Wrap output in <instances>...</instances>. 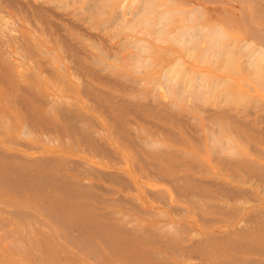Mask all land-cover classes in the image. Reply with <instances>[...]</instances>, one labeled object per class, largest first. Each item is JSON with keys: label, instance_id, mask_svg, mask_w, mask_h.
<instances>
[{"label": "rangeland", "instance_id": "374dc122", "mask_svg": "<svg viewBox=\"0 0 264 264\" xmlns=\"http://www.w3.org/2000/svg\"><path fill=\"white\" fill-rule=\"evenodd\" d=\"M259 12L262 16L253 13L251 2L242 0H0V264H100L101 257L112 253L115 264H125L123 262L140 249L155 252L158 258L183 253L189 257L188 264H237L251 257L246 249L264 248V236L259 232L257 236L253 230V227H264V178H260L264 176V11ZM18 74L20 79L16 82L13 78ZM44 75H50L47 83L55 89L64 111L69 110L64 120L53 110L48 112L42 99L35 98H41L38 82L45 79ZM221 109L233 117L212 114ZM11 114L18 119L16 124ZM26 114L31 117L28 119ZM72 122H76L77 128ZM79 122H82L80 126ZM17 124L18 136L15 135ZM21 129L27 130L30 136L22 134ZM89 130L93 132L87 134ZM73 131L75 133H71ZM28 142L40 147L35 149ZM151 144L154 146L149 148ZM219 146L223 149H218ZM47 147L51 150H43ZM95 151L99 155L97 152L94 155ZM213 157H219L220 162L218 158V162H214ZM241 157L246 161L240 166L231 164V160ZM40 158H45L47 164ZM79 158L89 159L105 175L102 177V172H95L91 177L85 173L88 165ZM70 159L73 163L80 161V165L70 163ZM62 160L66 161L63 162L67 163V168L76 165L73 167L79 172L73 167L74 173L62 168L65 164ZM164 160L186 163L176 166L174 176H170ZM82 164L84 167L80 168ZM204 169L216 175L221 184L194 183L193 179L200 177ZM261 171L263 175L258 174ZM183 172H189L191 178L181 176ZM57 173L66 177L56 176ZM35 176L40 179L33 178ZM82 181L96 185L89 184L85 189ZM185 181L188 183L184 184ZM12 183L15 186H11ZM77 184L83 185L82 192ZM33 185H36L35 193ZM136 187L142 193L141 208L147 207L149 215L139 209L141 214L135 206V203L140 205ZM234 190L239 193L234 194ZM93 192L98 196L92 195ZM101 197L105 199L102 201ZM107 197L111 199L108 201ZM219 202L223 207H219ZM250 205L256 214L247 221L241 209ZM43 207L47 208L49 216L43 212L46 211ZM16 209L34 212L35 220L29 214L20 219L10 217L7 210ZM152 215L154 217L150 218ZM135 221L154 228V232L138 237L134 232L126 234L117 230ZM170 222V231L175 224V233L179 235L167 231ZM157 224L167 227L164 230L173 237L171 242L154 245L151 237H157L162 229ZM236 225L246 230L243 235L234 231ZM76 233L82 235L81 238ZM67 235H73L74 243ZM200 236L204 239L200 240ZM192 237L198 240L193 241ZM229 238L236 241V249L229 245ZM184 242L190 247L183 245ZM116 247L119 251H114ZM173 248L178 249L177 252L174 249L175 254ZM88 255L92 257L89 259ZM256 258L258 264L264 263V256ZM137 262L159 264L147 260Z\"/></svg>", "mask_w": 264, "mask_h": 264}, {"label": "bare ground", "instance_id": "6f19581e", "mask_svg": "<svg viewBox=\"0 0 264 264\" xmlns=\"http://www.w3.org/2000/svg\"><path fill=\"white\" fill-rule=\"evenodd\" d=\"M14 1V0H13ZM21 1V0H20ZM28 1V0H27ZM242 1H246V2H251L252 3V6H253V13L254 14H256L257 16H262V13H260L259 11L261 10H263L264 11V2H262L261 0H242ZM9 4H11V3H9ZM21 4V3H20ZM13 5V4H12ZM10 6V5H9ZM3 7V6H2ZM21 7V6H20ZM16 8V7H15ZM14 8V9H15ZM15 11H17V9L15 10ZM58 15H61V13L60 14H58ZM23 16V15H22ZM28 16V15H27ZM264 22V21H263ZM264 24V23H263ZM59 29V28H58ZM254 29V28H253ZM55 30V29H54ZM253 31V30H252ZM23 32V31H22ZM250 32H251V30H250ZM60 33V32H59ZM252 33H254V32H252ZM61 34V33H60ZM50 36V35H49ZM62 36V35H61ZM64 36V35H63ZM60 37V36H59ZM259 37H260V35H259ZM63 38V37H62ZM60 39H61V37H60ZM89 41H90V38H89ZM89 41H88V43H89ZM51 42V41H50ZM50 42H48V43H50ZM69 43V42H68ZM51 44H53V43H51ZM93 44V43H92ZM68 45V44H67ZM92 46V45H91ZM74 47V46H73ZM42 49V48H41ZM76 49V48H75ZM45 50V49H44ZM44 50H41V51H44ZM78 50V49H77ZM48 52H49V50H47ZM64 51V50H63ZM76 51V50H75ZM44 53V52H43ZM42 53V54H43ZM42 54H40V55H42ZM66 54V53H65ZM39 55V56H40ZM68 55V54H67ZM57 56V55H56ZM37 57V56H36ZM38 59H39V57H38ZM91 59V58H90ZM53 57H52V62H53ZM73 60V59H72ZM40 61V60H39ZM38 61V62H39ZM42 63V62H41ZM44 64H45V62H43ZM42 63V64H43ZM76 63V62H75ZM59 64V65H58ZM57 64V66H58V69H60V63H58ZM73 64V63H72ZM46 65V64H45ZM70 65V64H69ZM79 65V64H78ZM47 66V65H46ZM45 66V67H46ZM51 66V65H50ZM80 66V65H79ZM85 66V65H84ZM72 67V66H71ZM75 68H76V66H75ZM81 68H83L82 66H81ZM49 69H51V68H49ZM55 69V68H54ZM71 71V70H70ZM74 71H75V69H74ZM78 71V70H77ZM54 72V71H53ZM59 72V71H58ZM76 72V71H75ZM50 73L51 74H53L52 73V71H50ZM57 73V72H56ZM56 73H55V75H56ZM71 73V76H72V73L73 72H70ZM78 73V72H77ZM48 74V73H47ZM93 74H94V72H93ZM58 75V74H57ZM73 75H74V73H73ZM17 76V77H16ZM16 76H14V78L13 79H15V81L16 82H18V80L20 79V76H19V74L18 75H16ZM30 76V75H29ZM45 76V79H43L42 80V82L40 81V82H38L39 83V85H40V92H41V98L39 97V96H37V97H35V98H39V99H42V100H40V101H42L43 102V104H46L47 106H48V112L51 110H53L54 111V114L55 115H59L62 119L63 118H65L66 117V113H67V111L69 112V110H65L64 111V109L62 108V106H61V103H60V98H59V96L54 92V88H52L51 87V85H49V83H47V80H48V76H50V75H44ZM83 79V78H82ZM110 80V79H109ZM83 82H84V80H82ZM83 82H81V83H83ZM116 83V82H115ZM133 83V82H132ZM159 84H160V82H158ZM63 84V83H62ZM79 84V83H78ZM86 84V83H85ZM118 84V83H117ZM122 84V83H121ZM135 85L137 84V83H134ZM119 85V84H118ZM135 85H133V87H135ZM156 85V84H155ZM155 85H154V87H155ZM84 86V85H83ZM82 86V87H83ZM87 86V85H86ZM20 87H21V85H20ZM66 87V86H65ZM129 87H132V85L131 86H129ZM153 87V88H154ZM19 88V87H18ZM23 88V87H22ZM21 88V90H23ZM63 88H64V86H63ZM69 88V87H68ZM31 89V88H30ZM34 90H35V88H33ZM65 89V88H64ZM80 89V88H79ZM90 90V89H89ZM88 90V91H89ZM100 90V89H99ZM32 91V90H31ZM72 91V90H71ZM86 91V90H85ZM98 91V90H97ZM27 92V91H26ZM74 92V91H73ZM83 92H84V90H83ZM154 92V91H153ZM37 93V92H36ZM29 94H31V93H29ZM83 94H85V93H83ZM89 94H91V93H89ZM141 94H142V92H141ZM141 94H139V95H141ZM33 95V94H32ZM32 95H30V96H32ZM34 97V95L31 97V98H33ZM126 97V96H125ZM139 97V96H138ZM161 97V96H160ZM132 98V97H131ZM152 98V97H151ZM156 98V97H155ZM154 98V99H155ZM192 98V97H191ZM10 100H12V98H9ZM18 99V98H17ZM16 99V100H17ZM20 99V98H19ZM34 99V98H33ZM39 99H37V100H39ZM66 99V98H65ZM68 99V98H67ZM157 99V98H156ZM171 99V98H170ZM35 100V99H34ZM37 100H36V102H37ZM88 100V99H87ZM89 100H91V99H89ZM118 100V99H117ZM124 100V99H123ZM122 100V101H123ZM152 100V99H151ZM151 100H148V101H151ZM167 100V99H166ZM201 100V99H200ZM203 100V99H202ZM20 101V100H19ZM137 101V100H136ZM17 103H18V101H16ZM116 102V101H115ZM165 102H167V101H165ZM200 102V101H199ZM214 102V101H213ZM218 102V101H217ZM217 102H215V103H217ZM15 103V102H14ZM40 102H38V104H39ZM97 103V102H96ZM142 103V102H141ZM163 103H164V101H163ZM172 103V102H171ZM170 103V104H171ZM19 104V103H18ZM18 104H17V106H18ZM22 104V103H21ZM25 104V103H24ZM127 104V103H126ZM182 104V103H181ZM183 104H185V103H183ZM196 104V103H195ZM211 104V103H210ZM218 104V103H217ZM16 105V104H15ZM71 105V104H70ZM90 105V104H89ZM22 106V105H21ZM60 106V107H59ZM100 106H102V105H100ZM163 106V105H162ZM165 106V105H164ZM177 106V105H176ZM186 106V105H185ZM188 106H189V104H188ZM89 107V106H88ZM95 107H97V106H95ZM103 107V106H102ZM174 107V106H173ZM193 107V106H192ZM196 107H197V105H196ZM186 108V107H185ZM230 108V107H229ZM23 109V108H22ZM67 109V108H66ZM152 109V108H151ZM212 109V108H211ZM214 109V108H213ZM21 110V109H20ZM25 110V109H24ZM104 110V109H103ZM131 110V109H130ZM158 110H160V109H158ZM224 110V109H223ZM222 109L221 110H218V111H213L214 113H212L213 115L215 114L216 116H229L230 114H228L227 112H226V110L225 111H223ZM239 110V109H238ZM72 111V110H71ZM132 111V110H131ZM206 111H208V110H206ZM20 112V111H19ZM26 113H28L27 111H25ZM47 112V111H46ZM56 112V113H55ZM78 112V111H77ZM169 112V111H168ZM167 112V113H168ZM174 112H175V110H174ZM36 113V112H35ZM51 113V112H50ZM53 113V112H52ZM51 113V114H52ZM249 113V112H248ZM83 114V113H82ZM109 114V113H108ZM133 114H135V113H133ZM12 116V118H13V120H14V122H15V124H16V122L18 121V119L16 118V116L14 115V114H11ZM28 114H26L25 116H27ZM136 115V114H135ZM246 115V114H245ZM245 115H244V117H245ZM77 116H78V114H77ZM84 116H85V114H84ZM106 116V115H105ZM108 116V115H107ZM106 116V117H107ZM110 116V115H109ZM137 116V115H136ZM172 117H173V115H171ZM204 116V115H203ZM207 116H209V115H207ZM206 116V117H207ZM29 117H31V115H29V116H27V118L29 119ZM34 117V116H33ZM59 117V118H60ZM75 117H76V115H75ZM79 117V116H78ZM185 117H188V116H185ZM229 117H233V115L231 116H229ZM69 118V117H68ZM72 118V117H71ZM74 118V117H73ZM72 118V119H73ZM86 118V117H85ZM91 118V117H90ZM108 118H110V117H108ZM107 118V119H108ZM137 118H138V116H137ZM162 118V117H161ZM193 118V117H192ZM191 118V119H192ZM26 119V118H25ZM62 119H60V121L62 120ZM71 119V120H72ZM74 119H77V118H74ZM142 119V118H141ZM181 118H179V120H180ZM194 119V118H193ZM196 119V118H195ZM231 119V118H230ZM234 119L236 120V122L237 121H239L238 119H236L235 117H234ZM256 119V118H255ZM64 120V119H63ZM91 120H93V119H91ZM90 120V121H91ZM110 120H112V119H110ZM208 120V119H207ZM234 120V121H235ZM28 121V120H27ZM65 121H66V119H65ZM69 121V120H68ZM143 121V120H142ZM148 121V120H147ZM217 121V120H216ZM23 122H25V121H23ZM78 122V121H77ZM181 122V121H180ZM257 122V121H256ZM27 123V122H26ZM25 123V124H26ZM64 123V122H63ZM71 123V122H70ZM73 124H75V127L77 128V126H76V122L74 123V122H72ZM80 123L82 124V122H79V126H80ZM91 123H93V122H91ZM95 123V122H94ZM116 123V122H115ZM182 124H183V122H181ZM215 123V122H214ZM242 123V122H241ZM254 123V122H253ZM25 124L23 125V126H25ZM39 124V123H38ZM84 124V123H83ZM132 124H133V122H132ZM205 124H207L206 122H205ZM18 125V124H17ZM27 125H29L28 123H27ZM40 125V124H39ZM85 126H86V124H84ZM91 125V124H90ZM89 125V126H90ZM94 125V124H93ZM96 125V127L98 128V126H97V124H95ZM153 125V124H152ZM217 125V124H216ZM243 125H245V127H246V124L245 123H243ZM30 126V125H29ZM56 126V125H55ZM67 126V125H66ZM72 126V125H71ZM70 126V127H71ZM89 126H87L88 128H89ZM136 126H138V125H136ZM174 126V125H173ZM26 128L28 127V126H25ZM25 127H23V128H25ZM31 127V126H30ZM34 127V126H33ZM45 127V126H44ZM70 127H68V128H70ZM81 127H82V125H81ZM80 127V128H81ZM115 127V126H114ZM117 127H118V124H117ZM124 127V126H123ZM215 127V126H214ZM225 127V126H224ZM25 128V129H26ZM76 128H74V129H76ZM79 128V127H78ZM83 128V127H82ZM81 128V129H82ZM125 128V127H124ZM139 128V127H138ZM206 128V127H205ZM249 128V127H248ZM48 129V128H47ZM57 129V128H56ZM72 129V128H71ZM70 129V130H71ZM80 129V130H81ZM120 129V128H119ZM165 129V128H164ZM215 129H216V127H215ZM219 129V128H218ZM31 130V129H30ZM33 130H34V128H33ZM41 130H43V128L41 127ZM58 130V129H57ZM69 130V131H70ZM80 130H76L77 132H79ZM98 130H99V128H98ZM114 130V129H113ZM122 130V129H121ZM165 130H167V129H165ZM224 130H226L225 128H224ZM253 130H255V129H253ZM23 131V132H22ZM72 131V130H71ZM91 130H89L88 131V133L87 134H90V133H92V132H90ZM204 131V130H203ZM209 131V130H208ZM211 131H215V130H211ZM210 131V132H211ZM231 131V130H230ZM233 131V130H232ZM26 132H28L27 130H23V129H21V133L23 134V133H25V135H27L26 134ZM57 132H59V131H57ZM80 132H82V131H80ZM79 132V133H80ZM90 132V133H89ZM114 132V131H113ZM171 132V131H170ZM197 132V131H196ZM216 132V131H215ZM70 133V132H69ZM71 133H75V131H73V132H71ZM83 133V132H82ZM82 133H80V134H82ZM85 133V132H84ZM82 134V135H86V134ZM98 133V132H97ZM96 133V134H97ZM102 133V132H101ZM118 131H117V135H118ZM132 133V132H131ZM186 133V132H185ZM212 133V132H211ZM256 133V132H255ZM258 133V132H257ZM260 133V132H259ZM263 134H264V132H262ZM21 134V135H22ZM33 134H34V132H33ZM39 134V133H38ZM45 134V133H44ZM79 134V135H80ZM123 134V133H122ZM239 134V133H238ZM262 134V135H263ZM15 135L16 136H18L19 135V125H18V129H17V133H15ZM28 135H29V133H28ZM28 135H27V137H28ZM43 135V134H42ZM70 135V134H69ZM78 135V134H77ZM94 135H95V133H94ZM220 135V134H219ZM261 135V136H262ZM30 136V135H29ZM44 136H46V135H44ZM49 136V135H48ZM84 136H80L81 138L83 137L84 138ZM87 136V135H86ZM90 136V135H89ZM119 136V135H118ZM120 136H122V135H120ZM172 136V135H171ZM189 136H191V134L189 135ZM50 137V136H49ZM71 137V136H70ZM97 137H100V136H97ZM122 137H124V136H122ZM121 137V138H122ZM176 137V136H175ZM233 137V136H232ZM257 137V136H256ZM39 138V137H38ZM80 138V139H81ZM93 138V137H92ZM91 138V139H92ZM120 138V137H119ZM193 138V137H192ZM211 138V137H210ZM243 138V137H242ZM242 138H240V139H242ZM3 139H4V137H3ZM6 139V138H5ZM4 139V140H5ZM40 139V138H39ZM51 139V138H50ZM49 139V140H50ZM79 139V140H80ZM86 139V138H85ZM84 139V140H85ZM124 140H125V138H123ZM126 139H128V138H126ZM194 139V138H193ZM44 140H46V139H44ZM93 141H95L96 142V140H94V139H92ZM136 140V139H135ZM195 140V139H194ZM200 140V139H199ZM83 141V140H82ZM81 141V142H82ZM87 141V140H86ZM86 141H84V142H86ZM92 141V142H93ZM98 141V140H97ZM197 141V140H196ZM225 141H226V139H225ZM5 142H6V140H5ZM11 142V141H10ZM17 142H18V140H17ZM16 142V143H17ZM50 142V141H49ZM80 141H79V144L81 143ZM90 142V141H89ZM88 142V143H89ZM134 142H136V141H134ZM218 142V141H217ZM29 143V145H31V146H33V148H38V147H40V145H38V144H32V143H30V142H28ZM75 143V142H74ZM97 143V142H96ZM95 143V144H96ZM101 143V142H100ZM129 143V142H128ZM150 143H152V142H150ZM220 143H222V142H220ZM22 144V143H21ZM20 144V145H21ZM24 145H25V143H23ZM22 144V145H23ZM72 144H73V141H72ZM84 144V143H83ZM82 144V145H83ZM87 144V143H86ZM85 144V146H87ZM99 143H97L96 145H98ZM141 144H143V143H141ZM154 144V143H153ZM153 144H151V145H149L148 147L150 148V146H152ZM212 144V143H211ZM215 144H217V143H215ZM28 145V146H29ZM75 145V144H74ZM81 145V144H80ZM130 145V144H129ZM214 145V144H213ZM26 146V145H25ZM27 146V147H28ZM99 146L101 147L102 145L101 144H99ZM143 146H145L144 144H143ZM143 146H142V148H143ZM154 146V145H153ZM199 146H201V145H199ZM210 146H212V145H210ZM215 146V145H214ZM214 146H212V148H213V150H214ZM24 147V146H23ZM91 147V146H90ZM221 146H219V148L218 149H223L222 147L220 148ZM251 147H252V145H251ZM26 148V147H25ZM35 148V149H36ZM104 148H106V147H104ZM103 148V149H104ZM84 149H86V148H84ZM83 149V150H84ZM91 149V148H90ZM96 149V148H95ZM108 149V148H107ZM174 149V148H173ZM254 148L252 147V150H253ZM42 150V149H41ZM43 150H47V151H49V150H51V148H44ZM93 150V149H92ZM97 150V149H96ZM162 150H164V149H162ZM172 150V149H171ZM212 150V149H211ZM215 150H216V148H215ZM88 151V150H87ZM86 151V152H87ZM104 151H106V149L104 150ZM103 151V152H104ZM217 151V150H216ZM231 151V150H230ZM256 152H257V150H255ZM96 152L97 151H95V154L94 155H96ZM109 152V151H108ZM108 152H107V154H108ZM156 152V151H155ZM161 152V151H160ZM165 152V151H164ZM220 152V151H219ZM12 153V152H11ZM98 153V152H97ZM105 153V156H106V152H104ZM210 153V152H209ZM214 153V152H213ZM228 153H232V152H228ZM258 153H260L259 152V150H258ZM262 153V152H261ZM8 154H10V153H8ZM8 154H6V157H7V155ZM110 154V153H109ZM168 154V153H167ZM211 154V153H210ZM263 154H264V152H263ZM14 154H11V156H13ZM61 155H63L62 153H61ZM87 155H88V153H87ZM98 155H99V153H98ZM104 155V154H103ZM111 155V154H110ZM110 155H108L109 157L108 158H110ZM215 155V154H214ZM10 156V155H9ZM18 156V155H17ZM16 156V157H17ZM138 156V159L140 158L139 157V155H137ZM221 156V155H220ZM219 156V157H220ZM40 157V156H39ZM64 157V156H63ZM111 157H112V155H111ZM113 157H115V156H113ZM217 157L218 159H219V162H220V158L222 159V157ZM20 158V157H19ZM37 158V157H36ZM45 158H47L46 156H45ZM45 158H40L41 160H44V163L45 164H47L46 162H45ZM65 158H67V157H65ZM217 158H215V157H213V160H214V162H216L217 161ZM261 158V157H260ZM21 159V158H20ZM51 158H49V160H50ZM69 159V158H68ZM68 159H67V161H68ZM72 159V158H71ZM71 159L69 160V162L70 163H73V161H71ZM80 159V161H84V162H86V164L88 165H86L87 166V172H85V170H82L81 169V171H84L85 173H87V174H89L91 177H93L94 176V174H95V172H99V173H101L102 172V170L100 171V170H97L98 168L97 167H95V166H93V164H92V162L91 161H89V159H85V158H79ZM165 159V158H164ZM197 159V158H196ZM27 160V159H26ZM36 160V159H35ZM47 160V159H46ZM52 160H53V157H52ZM52 160H50V161H52ZM66 160V159H65ZM65 160H62L61 162H63V161H65ZM140 160V159H139ZM210 160H212V159H210ZM37 161H38V158H37ZM40 161V160H39ZM75 161H76V159H75ZM79 161V162H80ZM83 161H82V163H83ZM165 161V163L167 164V166H166V170L167 171H169L168 172V174L167 175H170V176H174V174L172 173L174 170H175V167L176 166H180V165H184L186 162H184V161H179V162H171V161H169V160H164ZM246 161V159L244 158V157H241V158H235L234 160H231V164H234V165H236V166H240V164H241V162L242 163H244ZM5 162V161H4ZM34 162V161H33ZM40 162H42L43 163V161H40ZM60 162V163H61ZM66 162V161H65ZM65 162H63V163H65ZM79 162H77L76 161V163L75 164H77L78 163V165H80V163ZM142 162H143V160H142ZM141 162V163H142ZM218 162V161H217ZM2 163V162H1ZM42 163H40V164H42ZM43 163V164H44ZM52 163V162H51ZM73 163V164H74ZM145 163V162H144ZM143 163V164H144ZM223 163H224V161H223ZM230 163V162H229ZM7 164V163H6ZM152 164V163H151ZM218 164V163H217ZM19 165H20V163H19ZM38 165V164H37ZM49 165H51V164H49ZM49 165L47 166L48 168H49ZM67 163H65L64 164V166H63V164H62V168H64V167H66L67 168ZM68 165H70L69 163H68ZM77 165V166H78ZM83 165V164H82ZM81 165V167L80 168H82V167H84V165L82 166ZM195 166H196V163L194 164ZM194 165H192L191 167H192V170H193V167H194ZM43 167H46L45 165H42ZM61 166V165H60ZM73 166H76V165H73ZM73 166H71V167H73ZM85 166V167H86ZM154 166V165H153ZM5 167V166H4ZM71 167H69L68 166V170L70 169V171H71ZM261 167V166H260ZM259 167V168H260ZM61 168V167H60ZM61 168V169H62ZM79 168V167H78ZM135 168V167H134ZM177 168V167H176ZM15 169H17L18 170V167L16 166L15 167ZM73 169H74V167H73ZM136 169V168H135ZM194 169H195V167H194ZM12 171L14 170L13 169V167H12V169H11ZM59 170V169H58ZM74 170H76V169H74ZM80 170V169H79ZM202 170V169H201ZM205 170V169H204ZM204 170L202 171L203 172V174H201L200 175V177H198V178H195V179H193V182L194 183H198V184H203V185H205V186H212V185H215V186H217V185H219V184H221L218 180H216V175H214V174H211V172L210 171H206L205 170V172H204ZM227 170H228V168H227ZM230 170V169H229ZM264 170V169H263ZM73 171V170H72ZM71 171V172H72ZM77 171V173L79 172L78 170H76ZM80 171V172H81ZM200 171V170H199ZM18 172H20V171H18ZM110 172V171H109ZM114 172V171H113ZM136 172H138V171H136ZM14 173H17L16 172V170H15V172ZM73 173H74V171H73ZM77 173H75L76 175H78ZM83 173V172H82ZM81 173V174H82ZM85 173H83L84 175H85ZM107 173V172H106ZM110 173H112V172H110ZM109 173V174H110ZM149 173V172H148ZM155 173H157V172H155ZM170 173V174H169ZM184 174H182L181 176H183V177H185V176H189L190 177V173L189 172H183ZM230 173H231V171H230ZM23 174H25V173H23ZM27 174V173H26ZM43 174V173H42ZM58 174H60L59 175V177L63 174H61V173H57L56 174V176H58ZM82 174V175H83ZM113 174V173H112ZM140 174V173H139ZM259 175H263V173H262V171L260 172V173H258ZM47 175H48V173H47ZM66 174H63L62 176L64 177ZM83 175V176H84ZM100 175V174H99ZM102 177H103V175H105V174H103V172H102ZM100 175V176H101ZM108 174H106V176H107ZM157 175V174H156ZM159 175V174H158ZM231 175V174H230ZM229 175V176H230ZM234 175V174H233ZM25 176V175H24ZM38 176V175H37ZM37 176H35V177H33V178H36ZM41 176V175H40ZM55 176V175H54ZM61 176V177H62ZM67 176H70V175H67ZM79 176V175H78ZM81 176V175H80ZM106 176H105V178H106ZM113 176H116V175H112V177ZM120 175H118V177H119ZM159 176H161V175H159ZM229 176H227V177H229ZM252 176H254V175H252ZM257 176V175H256ZM28 177V176H27ZM45 177V176H44ZM66 177V176H65ZM102 177H100V178H102ZM109 178L111 177V176H108ZM112 177L110 178V179H112ZM122 177V176H121ZM178 177V176H177ZM247 177V176H246ZM246 177H244V178H246ZM258 177H260V176H258ZM257 177V178H258ZM41 178H42V176H41ZM49 178V177H48ZM56 178V177H55ZM58 178V177H57ZM56 178V179H57ZM117 178V177H116ZM154 178V177H153ZM158 178V177H157ZM165 178V177H164ZM176 178V177H175ZM191 178V177H190ZM230 178V177H229ZM260 178H264V176H262V177H260ZM21 179V178H20ZM37 179L39 180L40 179V177H37ZM43 179V178H42ZM45 179V178H44ZM58 179H60V178H58ZM70 179H72V178H70ZM77 179H79L78 177H77ZM95 179H98V178H95ZM104 179V178H103ZM118 179H120V177L118 178ZM122 180L124 179V177L123 178H121ZM170 179V178H169ZM180 179V178H179ZM231 179V178H230ZM234 179V178H233ZM232 179V180H233ZM32 180H34V179H32ZM105 180V179H104ZM106 180H107V178H106ZM115 180V179H114ZM166 180H168V179H166ZM172 180H173V178H172ZM186 180V179H185ZM245 180V179H244ZM20 181V180H19ZM36 181V180H35ZM41 181H43V180H41ZM40 181V182H41ZM45 181H47V179L45 180ZM50 181V180H49ZM55 181V180H54ZM69 181V180H68ZM84 181V180H83ZM81 182L82 184L84 183V182ZM112 181V180H111ZM120 181V180H119ZM123 181H125V180H123ZM168 181H170V180H168ZM189 181V180H188ZM25 182V181H24ZM34 182V181H33ZM44 182V181H43ZM43 182H41V184L43 183ZM48 182V181H47ZM61 182V181H60ZM66 182V181H65ZM113 182V181H112ZM186 182L187 181H185V183L184 184H186ZM32 183V182H31ZM37 183V182H36ZM38 183H39V181H38ZM37 183V184H38ZM51 183H52V181H51ZM51 183L49 184L50 186H51ZM74 183H76V181H74ZM73 182H72V185L74 184ZM78 183V182H77ZM92 183H94V182H92ZM91 183V184H92ZM113 183H119V182H117V181H115V182H113ZM173 183H174V181H173ZM188 183V182H187ZM247 183V182H246ZM20 184L22 185V184H24V183H22V182H20ZM34 184H35V182H34ZM45 184H48V183H46L45 182ZM62 184V183H61ZM60 184V185H61ZM84 184H86V183H84ZM90 184V183H89ZM88 184V185H89ZM90 184V185H91ZM95 184V183H94ZM93 184V185H94ZM100 183H98V185H99ZM125 184L126 183H124V187H125ZM128 184V183H127ZM177 184V183H176ZM257 184V183H256ZM12 185H14L13 183L11 184V186ZM70 185V184H69ZM79 184H77L76 186H78ZM87 184L84 186V188L86 189V187L88 186ZM89 185V186H90ZM96 185V184H95ZM94 185V186H95ZM97 185V186H98ZM129 185V184H128ZM197 185V184H196ZM196 185H194V186H196ZM15 186V185H14ZM34 186L36 187V185H33V189H34ZM50 186H48L49 188H50ZM192 186V185H191ZM256 186V185H255ZM25 187H26V185H25ZM52 187V186H51ZM56 187H58V186H56ZM98 187H100V188H102L101 187V184H100V186H98ZM121 187V186H120ZM130 187V186H129ZM172 187V186H171ZM184 187V186H183ZM220 187H222V186H220ZM258 187H260V186H258ZM49 188H48V190H49ZM60 188H61V186H60ZM59 188V189H60ZM78 188H79V190H81V192L84 190V189H82L83 188V185H79L78 186ZM99 188V189H100ZM104 188V187H103ZM122 188V187H121ZM173 188V187H172ZM180 188V187H179ZM184 188H186V187H184ZM205 188V187H204ZM32 189V190H33ZM36 189V188H35ZM34 189V190H35ZM41 189V188H40ZM40 189H38V191L40 190ZM76 189H77V187H76ZM97 189V188H96ZM129 189H131V188H129ZM146 189V188H145ZM178 189V188H177ZM182 189V188H181ZM180 189V190H181ZM189 189V188H188ZM200 189V188H199ZM260 189V188H259ZM263 188H261V190H262ZM33 190V193H35V192H37L36 190L34 191ZM61 190V189H60ZM63 190H64V188H63ZM78 190V191H79ZM207 190V189H206ZM227 190V189H226ZM226 190H225V192H226ZM260 190V191H261ZM67 192H68V190H66ZM86 191V190H85ZM91 191V190H90ZM123 191V190H122ZM193 191V190H192ZM242 191H245L246 192V190H242ZM263 191V190H262ZM25 192V191H24ZM49 192V191H48ZM109 192V191H108ZM186 192V191H185ZM191 192V191H190ZM197 192V191H196ZM229 192V191H228ZM232 193H233V191H231ZM237 192L238 191H236L235 192V190H234V194H237ZM240 192H241V190H240ZM94 194H92V195H94V196H98V193H96V192H93ZM112 193V192H111ZM113 193H115L114 192V190H113ZM135 193V192H134ZM136 193H137V195H138V201H140V198H141V195H142V193H141V190L140 189H138L137 187H136ZM146 193V192H145ZM149 193V192H148ZM150 193H152V192H150ZM239 193V192H238ZM38 194H39V192H38ZM37 194V195H38ZM46 194V193H45ZM45 194H43V196L45 195ZM118 194H120V193H118ZM189 194V193H188ZM244 194V193H243ZM53 195V194H52ZM136 195V194H135ZM147 195V194H146ZM197 195V194H196ZM43 196H42V199H43ZM89 196H90V194H89ZM119 196V195H118ZM163 196H165V195H163ZM190 196H192V195H190ZM219 196V195H218ZM91 197V196H90ZM149 197V196H148ZM157 197V196H156ZM155 197V198H156ZM188 197V196H187ZM194 197H197V196H194ZM203 197V196H202ZM222 197V196H221ZM92 198H93V196H92ZM99 198V197H98ZM102 198V201H103V198L104 197H101ZM112 198H113V196H112ZM114 198H117V197H114ZM120 198H122L121 197V195L119 196V200H121L122 201V199H120ZM181 198H182V196H181ZM180 198V199H181ZM189 198V197H188ZM198 198V197H197ZM240 198V197H239ZM105 199V198H104ZM106 199H108V201H109V199H111V198H109V197H107ZM127 199V198H126ZM157 199V198H156ZM166 199V198H165ZM196 198H194V200H195ZM227 199V198H226ZM225 199V200H226ZM250 199V198H249ZM249 199H248V201H249ZM98 200V199H97ZM113 200V199H112ZM112 200H111V202H112ZM115 200H117V199H115ZM118 200V201H119ZM131 199L129 198V201H130ZM172 200H173V198H172ZM193 200V199H192ZM230 200V199H229ZM228 200V201H229ZM240 200H241V198H240ZM43 201H45V199H43ZM124 201V200H123ZM126 201H128V200H126ZM135 201V200H134ZM138 201H136V202H138ZM160 201V200H159ZM200 201V200H199ZM254 201H255V199H254ZM40 202V201H39ZM42 202V201H41ZM97 202V201H96ZM110 202V203H111ZM162 202V201H161ZM245 201H243V205L245 204L244 203ZM108 203V202H107ZM126 203H128V202H126ZM132 203V202H131ZM130 203V204H131ZM206 203V202H205ZM216 203V202H215ZM219 203H221V202H219ZM39 204V203H38ZM42 204V203H41ZM79 204V203H78ZM139 203H137V205H138ZM160 204H162V203H160ZM164 204V203H163ZM209 204L210 205H213V204H211L210 202H209ZM223 203H221V205L219 206V207H223V205H222ZM57 205V204H56ZM112 205V204H111ZM136 205V203H135V206L138 208V211H140V210H142V212H148V214L147 215H149V211H147V207L145 208V207H142L141 208V201H140V205H138L137 206ZM167 205V204H166ZM205 205H207V204H205ZM225 205V204H224ZM41 207H42V205H40ZM132 206V205H131ZM134 206V207H135ZM143 206V205H142ZM208 206V205H207ZM214 206H216V205H214ZM226 206V205H225ZM40 207V208H41ZM133 207V206H132ZM169 207V206H168ZM217 207V206H216ZM44 208V207H43ZM42 208V209H43ZM205 208H207L206 206H205ZM211 208V207H210ZM237 208H239V207H237ZM254 208V207H253ZM42 209H40L41 211H42ZM47 208H44V210H46ZM66 209V208H65ZM140 209V210H139ZM177 209V208H176ZM196 209V208H195ZM228 209H230V207L228 208ZM137 210V209H136ZM151 210H153V209H151ZM235 210H237L236 208H235ZM263 210V209H262ZM261 210V211H262ZM4 211V210H3ZM110 211H111V209H110ZM155 210H153V212H154ZM217 211H218V209H217ZM230 211V210H229ZM229 211H227V213L229 212ZM233 211V208H232V210L230 211V212H232ZM258 211V210H257ZM261 211H259L258 213H260ZM7 212L9 213V215H10V217L12 216V217H14V218H19V217H21V218H24L26 215H28L29 217L32 215V218L33 217H35V214H34V212H26V213H24L23 211H18L17 209L16 210H7ZM44 213L45 212H47V210L46 211H43ZM134 212V211H133ZM141 212V211H140ZM139 212V213H140ZM142 212H141V214H142ZM152 212V211H151ZM160 212V211H159ZM159 212H156L157 214L159 213ZM50 213H52V212H50ZM108 213H109V211H108ZM118 213L119 212H117L116 214H117V216H118ZM172 213H174V214H176L175 212H172ZM222 213H224V212H222ZM241 213H243V214H245V215H247V217L246 218H244L245 220L248 218H250L253 214H254V210L251 208V205L250 206H247L246 208H242L241 209ZM46 214V213H45ZM47 214H48V216H49V213L47 212ZM96 214H98V213H96ZM140 214V215H141ZM152 214V213H151ZM155 214V213H154ZM160 214V213H159ZM173 214V215H174ZM195 214H197V213H195ZM256 214V213H255ZM254 214V215H255ZM156 215V214H155ZM162 215V214H161ZM177 215V214H176ZM264 215V214H263ZM28 216H26V217H28ZM51 216H52V214H51ZM112 216V215H111ZM117 216H115V215H113V217H117ZM122 216H125V215H122ZM134 216V215H133ZM142 216V215H141ZM145 216V215H144ZM143 216V217H144ZM163 216H165V215H163ZM198 216V215H197ZM259 216V215H258ZM127 217V216H126ZM130 217V216H129ZM146 217V216H145ZM152 217H154L153 215L150 217V218H152ZM156 217V216H155ZM158 217V216H157ZM159 217H161V216H159ZM37 218V217H36ZM109 218V217H108ZM123 218V217H122ZM128 218V217H127ZM126 218V219H127ZM165 218H167L166 216H165ZM216 218V217H215ZM252 218V217H251ZM20 219V218H19ZM34 219V218H33ZM126 219H124V220H126ZM198 219V218H197ZM211 219V218H210ZM239 219V218H238ZM248 219H247V221H248ZM253 219H255V218H253ZM252 219V220H253ZM23 219H21V221H22ZM35 220V219H34ZM33 220V221H34ZM40 220H42V219H40ZM122 220V219H121ZM200 220H202V219H200ZM208 220V219H207ZM216 220V219H215ZM20 221V220H19ZM38 223L40 222V221H38V220H36ZM35 221V222H36ZM59 221V220H58ZM60 221H62V220H60ZM64 221V220H63ZM123 221V220H122ZM137 221H139L140 222V220L138 219ZM202 221H204V220H202ZM209 221V220H208ZM249 221H251V220H249ZM263 221V220H262ZM36 222V223H37ZM128 222V221H127ZM139 222H136L135 221V223L133 222L132 224L130 223L129 224V226L127 225V226H125V227H120V228H118L117 230H119V231H122V232H125L126 234H130V232H134L135 233V235L136 236H138V237H141V236H144L145 234H152V232H154L153 231V229H151L152 227H150V226H147L146 224H145V222H144V224L146 225V226H143L142 224H140ZM204 222H206V220L204 221ZM243 222V221H242ZM253 222V221H252ZM38 223H37V226H38ZM119 224H120V221L118 222ZM154 224H156L157 222H153ZM158 223H160L159 221H158ZM163 223V222H162ZM161 223V224H162ZM164 223H166V222H164ZM239 223V222H238ZM244 223V222H243ZM243 223H241V224H243ZM259 223V222H258ZM20 224V223H19ZM42 224V223H41ZM47 224V223H46ZM65 224V223H64ZM112 224V223H111ZM154 224H151V226L152 225H154ZM160 224V225H161ZM170 224H171V222H170ZM169 224V225H170ZM174 224V223H173ZM240 224V225H241ZM68 225V224H67ZM66 225V226H67ZM121 225V224H120ZM158 225V224H157ZM160 225H158L159 226V229H161L162 227H160ZM165 225V224H164ZM167 226H168V224H166ZM175 225V224H174ZM173 225V232L175 233L176 231L174 230V227L175 226H177V225H175L174 226ZM184 225V224H183ZM237 225H239V224H237ZM236 225V226H237ZM44 226H45V224H44ZM47 226V225H46ZM69 226V225H68ZM158 226H157V228H156V230L155 231H157V229H158ZM172 226V224L169 226V229H167V231L169 232L171 229H170V227ZM226 226H228V225H226ZM49 227V226H48ZM180 227V226H179ZM217 227H218V225H217ZM249 227H250V224H249ZM64 228H65V226H64ZM68 228V227H67ZM67 228H66V231H67ZM73 228H75V227H73ZM164 228H167L166 226H164ZM164 228H162L163 230H164ZM181 228H183V227H181ZM187 228V227H186ZM256 228V227H255ZM24 229H25V227H24ZM151 229V230H150ZM160 230L159 232H158V236L157 237H155V236H152L151 237V240L155 243L154 245L155 246H160V245H164V244H166V243H169V242H171V240L173 239V237H171L169 234H168V232L166 233L165 232V230L163 231V230ZM175 229H178V227L177 228H175ZM233 229V228H232ZM237 229V230H236ZM239 229V230H238ZM245 229H247V227L245 228ZM51 230V229H50ZM92 230V229H91ZM187 230V229H186ZM185 230V231H186ZM189 231H191L190 229H188ZM253 230H256L255 232H256V234H257V236H259V233L261 234V236H264V227H261L260 229H254V227H253ZM252 230V231H253ZM80 231V230H79ZM93 231V230H92ZM152 231V232H151ZM172 231H170V232H172ZM179 231V230H178ZM234 231H236V233H239V234H241V235H243L244 233H245V231L246 230H244V228H239V226H237L236 228H235V226H234ZM250 231V230H249ZM73 232V231H72ZM72 232H68V234L69 233H71V234H73ZM182 232H184V231H182ZM182 232H180V233H182ZM229 232H231L230 230H229ZM259 232V233H258ZM77 233H79V234H81V232H77ZM76 233V234H77ZM95 233H96V231H95ZM156 233V232H155ZM193 233V232H192ZM191 233V234H192ZM196 233V232H195ZM228 233V232H227ZM79 234H77L78 236H79V238H81V236L79 235ZM175 234H178V233H175ZM223 234V233H222ZM226 234V233H225ZM224 234V235H225ZM230 234V233H229ZM51 235H53V233L51 234ZM77 235H74V237H77ZM98 234H96V236H97ZM118 235V234H117ZM179 235V234H178ZM183 235H184V233H183ZM185 235H186V233H185ZM212 235V234H211ZM211 235H209L210 237H212ZM223 235V236H224ZM228 235V234H227ZM67 236H69V238L71 239L72 238V236L70 237V235H67ZM180 236H182V235H180ZM208 236V235H207ZM222 236V237H223ZM61 237V236H60ZM99 237V236H98ZM98 237H95V238H98ZM112 237V236H111ZM148 237V236H147ZM185 237V236H184ZM184 237H182V239L184 238ZM201 237V236H200ZM199 237V238H200ZM204 237V236H203ZM209 237V238H210ZM216 237V236H215ZM29 238V237H28ZM28 238H26V239H28ZM84 238V237H83ZM100 238V237H99ZM181 238V237H180ZM193 238V237H192ZM216 238H218V236L216 237ZM56 239V238H55ZM54 239V240H55ZM70 239H68V241L70 240ZM194 239H195V237L193 238V241H194ZM201 239H204V238H200V240ZM210 239H212V238H210ZM213 239H214V237H213ZM230 239V238H229ZM78 240V239H77ZM86 240H88V239H86ZM96 240V239H95ZM150 240V239H149ZM185 240H187V239H185ZM192 240V239H191ZM196 241L198 240L197 238L195 239ZM231 240V239H230ZM234 240V239H233ZM233 240H231V242L229 243V245L230 246H234L235 247V249H236V247H237V243H236V241H233ZM66 241H67V239H66ZM70 241H72L73 242V240L71 239ZM90 241V240H89ZM97 241V240H96ZM122 241V240H121ZM127 241V240H126ZM248 241V240H247ZM102 242V241H101ZM100 242V243H101ZM124 242V241H123ZM192 241H190V243H191ZM201 242V241H200ZM69 243H71V242H69ZM74 243V242H73ZM73 243H71V244H73ZM106 243V242H105ZM105 243H104V245H105ZM186 242H184V244L183 245H187V244H185ZM190 243H188V244H190ZM193 243V242H192ZM196 244H197V242H195ZM248 243V242H247ZM101 244H103V243H101ZM109 244V243H108ZM121 244V243H120ZM205 244V243H204ZM240 244H242V243H240ZM61 245V244H60ZM111 245V244H110ZM118 245H119V243H118ZM168 245V244H167ZM62 246V245H61ZM169 246V245H168ZM187 246H189V245H187ZM242 246V245H241ZM19 247V246H18ZM17 247V248H18ZM167 247V246H166ZM190 247V246H189ZM194 247V246H193ZM13 248H14V246H13ZM63 248H65L64 246H63ZM106 248V247H105ZM182 248V247H181ZM187 248V247H186ZM62 249V248H61ZM121 249V248H120ZM172 249V248H171ZM175 248H173V250H174ZM198 249V248H197ZM196 249V250H197ZM34 250V249H33ZM107 250V249H106ZM105 250V252H107ZM176 250V249H175ZM175 250H174V252H173V254H175ZM216 250H217V248H216ZM216 250H214V251H216ZM247 250V252L250 254V258H248V259H245V260H242V262H238L237 264H258L259 262H258V260H257V255H262V256H264V248H251V249H246ZM20 253H22L23 254V252H21L20 250H18ZM67 251V250H66ZM114 251H119V247H116L115 249H114ZM178 251V249L176 250V252ZM184 251V250H183ZM199 251H200V249H199ZM19 252L17 253V254H19ZM75 252V251H74ZM73 252V253H74ZM96 252H98V251H96ZM96 252H94L95 254H96ZM185 252V251H184ZM15 253V252H14ZM33 253H35L36 254V252H32V254ZM153 253H155V252H153ZM151 254L150 252H148V251H146V250H136V251H134L132 254H131V256H129V259H126L123 263H125V264H140V263H138L137 261H149V262H151V263H159V264H188V262H187V260L189 259V257H187L186 255H184L183 253H180L179 255H177V256H164V258H158L157 256H155V254ZM159 253H162V252H159ZM75 254V253H74ZM34 255V254H33ZM32 255V256H33ZM90 255H92L91 253H90ZM113 255V253L112 254H107V255H104L103 257H101L100 258V264H108L109 262H112V263H114V261L116 260V259H114V256H112ZM195 255V254H194ZM253 255V256H252ZM89 256V255H88ZM93 256V257H92ZM91 257L92 258H94L95 256L94 255H92ZM230 256H232V255H230ZM34 257V256H33ZM90 256H89V259L91 258ZM234 258V257H233ZM231 259H232V257H231ZM234 259H238L239 260V258H234ZM233 260V259H232ZM92 261H93V259H92ZM46 262V261H45ZM227 262V261H226ZM48 263V262H47ZM81 262H79V264H80ZM261 263V262H260ZM53 264V263H52ZM90 264H93V263H90ZM115 264V263H114ZM116 264H118V263H116ZM142 264V263H141ZM145 264V263H144ZM262 264V263H261ZM264 264V263H263Z\"/></svg>", "mask_w": 264, "mask_h": 264}]
</instances>
